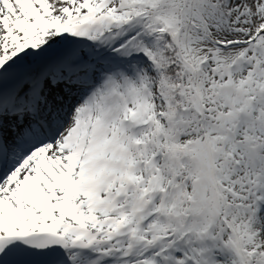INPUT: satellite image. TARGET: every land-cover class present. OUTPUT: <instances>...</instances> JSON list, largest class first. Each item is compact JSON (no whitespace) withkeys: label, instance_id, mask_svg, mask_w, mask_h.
Instances as JSON below:
<instances>
[{"label":"snow or ice","instance_id":"1","mask_svg":"<svg viewBox=\"0 0 264 264\" xmlns=\"http://www.w3.org/2000/svg\"><path fill=\"white\" fill-rule=\"evenodd\" d=\"M0 264H264V0H0Z\"/></svg>","mask_w":264,"mask_h":264}]
</instances>
